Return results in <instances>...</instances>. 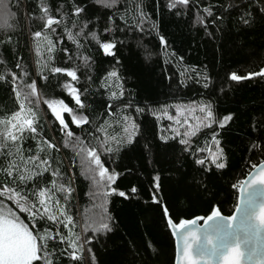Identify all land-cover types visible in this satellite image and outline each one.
I'll return each mask as SVG.
<instances>
[{"label": "trees", "instance_id": "obj_1", "mask_svg": "<svg viewBox=\"0 0 264 264\" xmlns=\"http://www.w3.org/2000/svg\"><path fill=\"white\" fill-rule=\"evenodd\" d=\"M44 2L50 6V14L53 18L61 20L59 26H52L56 28L57 34L62 32L65 25L76 32L79 28L73 29V23L79 25L85 21L99 19L102 22L100 26L90 25L86 31L98 30L100 43H105L112 42L113 39L111 35L103 32V25L107 23L108 17H112L115 21V28L125 26L124 22L117 18L118 13L115 9L106 8L103 3H96V0H44ZM135 2L142 3L150 20L156 24V28L151 34L139 31L125 33L115 31V38L125 41L122 46L115 45V59L105 54L91 37L87 41L80 39V43L84 45L80 49V55L91 58L90 71L93 75L92 83L89 85L85 83L83 75L89 69L76 59V45L68 41L66 35L58 41L56 35L41 27L39 20L30 18L38 15L36 4L39 0H21L19 8L15 7L17 0H10L11 11L16 15L9 20V23L14 25L13 29L0 28V73L16 71L19 74L15 64L17 61L21 62L28 72V77L23 83L36 80L38 93L43 99L63 100L74 109V113H64V118L77 136L80 135V129L72 124L71 115H79V111L76 110L70 94L62 87L65 83H73L81 94L82 103L89 106L84 111V115L89 116L94 123L97 115H101L97 127L104 124L105 120L108 121L106 131L109 136L123 134V118L126 115L140 124L142 133L147 139H140L139 144L131 150H122L114 158V164L102 156L105 166L115 168L119 175L108 185V188L115 191H109L106 197L103 194L100 196L101 204L96 203L92 198L97 186H94L87 174L82 172L79 157L76 156L75 162L72 163L74 157L72 148L62 147V139L56 131L58 122L53 123L54 116L51 110L46 104L40 105L39 123L45 138L51 142L59 141L60 151L53 152L52 157L58 156L60 163L57 164L51 158L50 162L53 167L60 168L62 177L71 176L75 188L73 199L69 204L70 214L80 225L85 219L91 220L88 218L90 209L95 211L96 205H103L98 209L103 213L104 208H107L108 214L118 225L114 235L104 236L99 243L91 245L98 264H109V262L121 264L124 259H131L133 256H135V264H174L175 239L168 227L166 215L161 210L167 207L169 215L176 223L180 219L206 217L213 207H219L223 215H231L235 210L234 205L238 202L239 194V188H232L231 185L243 180L252 170V164L264 160V154L259 151L254 153L251 149V144L256 138L255 125L264 114V79L252 77L239 82L228 79L231 72L246 75L250 71H258L264 67V25H256L251 30L240 29L237 32L239 25L236 24V20L239 9L233 8L226 15L224 23L219 25L218 30L217 26H211L206 32L197 22L195 6L191 13L186 12L183 6H178L181 15L177 16L176 10L165 8L166 0H135ZM208 3L214 6L213 11H215V6L220 4H224L225 7L229 4L242 5L243 0H204L203 4L201 0H197V4L201 7ZM71 5L84 7L85 13L76 15ZM134 7L133 4V9ZM58 8L60 11H56ZM124 8L125 5L120 4L119 13H123ZM200 15L204 16V13L200 12ZM133 21L139 22L135 10L128 13L129 24ZM205 23H210V18L206 19ZM144 27L147 29L149 25L146 23ZM35 31H42V37L36 38L33 35ZM208 32L214 35L210 37ZM44 35L50 36L56 44V49L51 54L48 52ZM159 35L165 37L166 44L160 43ZM61 47L69 50V54L73 55V61L67 60L66 54L60 51ZM117 60L120 61L119 65L116 64ZM37 62L46 65L44 74L49 77L47 81L38 77ZM50 67L75 68L79 83L72 82L66 73H50L47 71ZM113 68L118 69L120 83L130 91L134 107L137 104L143 107L147 103L158 110L164 105L178 102L211 101L217 119L231 115L233 119L224 128L213 126L218 133L217 139L223 149L226 167L216 169L214 165L206 164L203 168L194 165L192 157L182 152V146L178 143L179 137L176 141L168 142L170 147H165L158 139L164 121L157 119L150 112L137 114L134 111H123L120 104H113L109 111L106 94L108 89L101 86V81L107 75V71ZM195 72L201 74L200 84L196 83ZM181 73L184 75L181 76ZM205 75L211 81L208 89L202 87ZM85 87L89 89L87 94L84 93ZM17 90H20L19 86ZM111 90L118 91L115 81L112 82ZM128 98L129 93L126 91L123 99L127 101ZM18 110V101L14 98L10 83L0 81V119ZM99 135L103 139L104 133ZM53 137H56V140H53ZM206 141L211 144L209 129H203L197 137H192L193 147H205ZM255 142L260 143L258 140ZM91 143L95 144V141ZM21 147L25 150V160L29 155L36 154V142L30 138L26 139ZM29 148L32 149L31 153L27 151ZM41 158H44L43 153ZM3 165L4 160L0 158V166ZM23 167L24 165L21 164V171ZM209 167L211 171H205ZM155 175L160 177V188L153 192L151 181ZM51 179L50 173H44L39 180V186L51 188ZM5 182V177L0 172V184ZM57 182L66 183V180L60 178ZM31 187L32 184L29 183L25 191ZM132 188L136 189L135 193L131 192ZM104 190L107 191L106 188ZM121 191L125 193L124 197L119 195ZM157 200L159 204L156 203ZM61 203H63L62 198ZM18 215L30 229L43 231L45 227H50L43 221L33 224L26 213H18ZM62 231L66 232L64 229ZM75 231L79 232L80 228L77 227ZM49 246L64 247L54 241H50ZM58 264H79V262L65 256L59 259Z\"/></svg>", "mask_w": 264, "mask_h": 264}, {"label": "snow or ice", "instance_id": "obj_2", "mask_svg": "<svg viewBox=\"0 0 264 264\" xmlns=\"http://www.w3.org/2000/svg\"><path fill=\"white\" fill-rule=\"evenodd\" d=\"M20 3L21 0H17L15 7L19 8ZM96 3H103L106 8L115 9L118 13L117 18L124 22L125 26L117 29L114 26L113 18L108 17L107 23L103 25V32L113 37L112 42L100 43L98 30L86 31L90 25L100 26L102 22L99 19L85 21L79 25L73 23V29L79 28L76 32L68 29L65 25L62 32L57 34L56 28L52 26H59L61 20L53 18L50 14L51 8L44 0H39V3L36 4L38 15L30 17L39 20L41 27L56 35L58 41L66 35L67 40L76 45V59L80 61L81 65L89 69L83 74L85 83L89 85L92 83L93 75L90 71L91 58L80 55V49L84 47L80 43V39L87 41L91 37V40L95 41L105 54L111 55L115 59V45L120 44L122 46L125 43L124 40L115 38V31L118 30L121 33L139 31L151 34V31L156 28V24L150 20L142 3H137L135 0H96ZM203 3L204 0H201V4ZM120 4L125 5L123 13H119L118 6ZM133 4L135 5L134 9ZM164 6L168 10H176L177 16L181 15L178 6H183L188 13H191L193 6H195L197 22L202 25L206 32L211 26H217L218 30L219 25L224 23L226 15L233 8L239 9V16L236 20V24L239 25L237 32L240 29L251 30L256 25H264V0H243L242 5L229 4L227 7L220 4L215 6V11H213L214 6L212 4L208 3L201 7L200 4H197V0H166ZM70 7L74 8L76 15L85 13L84 7L78 5H71ZM132 10L138 13L139 22L133 21L129 24L128 13ZM56 11H60V9L58 8ZM200 12H203L204 16H201ZM15 15L11 11L10 0L7 2L0 0V28L13 29L14 25L9 23V20ZM208 18H210V23H205ZM146 23L149 25L147 29L144 27ZM42 34V31L33 33L36 38H41ZM208 35L211 37L214 34L208 32ZM44 39L47 41L48 52L51 54L56 49V44L48 35H44ZM158 39L161 44L167 43L163 35H159ZM8 42H11L10 38ZM37 48L39 49V39L37 40ZM60 51L66 54L68 61H73V55L69 54L68 49L61 47ZM37 64L38 77L47 81L49 77L44 74L46 65H41L39 62ZM116 64L119 65L120 61L117 60ZM15 67L19 70V74L16 71L0 73V81L10 83L19 108L10 116L0 119V158L4 160V165L0 166V172L3 173L6 181L0 184V264H34V262L35 264H58L59 259L65 256L73 261H78L79 264H98L96 253L91 245L99 243V240L104 236L114 235L118 225L115 219L108 214L107 208H104L103 213L96 218L85 219L80 225L70 214L69 204L73 199L72 194L75 188L71 176L62 177L60 168L53 167L50 162L51 158L57 164L60 163L58 156L52 157L53 152L59 153L60 151L58 148L59 141L51 142L45 138L39 123L40 105L46 104L54 116L53 123L58 122L56 131L62 139V147L70 146L74 153L72 163L78 156L82 172L87 174L93 185L97 186V190L107 189L103 193L105 197L109 191H115V189L108 188V185L117 178L119 173L115 171V168L106 167L105 162L102 161V156L114 164V158L122 150H131L139 144L140 139H147V137L143 135L140 124L127 115L123 118V134L109 136L106 131L108 121L105 120L104 124L97 127L101 115H97L95 123L89 119V116L84 115V111L89 106L82 103L81 94L73 83H65L62 87L70 94L76 110L79 111V115H71L72 124L80 129V135L77 136L62 116V113H74V109L70 108L63 100L43 99L38 93L36 80H32L31 83H23L24 79L28 77L24 65L17 61ZM47 71L53 74L66 73L72 82L79 83L75 68L50 67L47 68ZM183 75L184 73H181V76ZM195 75L197 77L196 83L200 84L201 74L195 72ZM252 77L264 79V67L258 71H250L246 75L231 72L228 79L239 82ZM120 80L118 69L113 68L107 71V75L101 81V86L108 89L106 94L109 101L107 105L109 111L113 104H120L123 111H134L137 114H143L147 111L157 119H160L162 115L170 121L175 119L168 115L170 108L176 107L177 112H180L181 106L179 105H164L159 110L152 108L147 103L143 107L138 106V104L134 107L130 98V91L125 89ZM203 80L205 82L202 87L208 89L211 81L206 75ZM113 81H115V87L118 91L111 90ZM18 86L20 90H17ZM88 91L89 89L85 87L84 93L87 94ZM126 91L129 93L127 101L123 99ZM197 109L202 115L193 117L196 121L195 124H188L187 119L181 124V127L187 125L186 131L181 133L176 127L169 126L167 129L161 127L158 139L163 142L165 147H170L168 142L176 141L179 137L178 143L182 146V152L192 157L194 165L203 168L207 164L209 166L214 165L216 169H224L226 163L222 162L223 149L219 146L218 133L213 126L224 128L233 117L226 115L222 119H217L214 116V107L211 101L193 102V106L187 110L191 114ZM176 123L179 124L180 121L177 120ZM89 128L92 130L89 131ZM203 129L211 130V144L206 141L205 147H193L192 137H197ZM255 132V140L260 141V143H256L254 140L251 149L254 153L259 151L264 154V114H262L258 124L255 125ZM100 133H104L103 139L100 138ZM29 138L36 142V154L29 155L25 160V150L21 145ZM52 139L56 140V137ZM92 141H95V144H92ZM213 146L215 151L212 150ZM27 151L31 153L32 149L29 148ZM41 153L44 154V158H41ZM205 153L207 155H204ZM21 164L24 165L23 171H21ZM251 168L258 171L259 174L251 180H240L231 185L232 188H239L240 191L238 203L234 205V212L225 216L221 214L219 207L211 208L210 215L200 218L204 220L205 226L199 230V233L189 231L184 234L182 248L180 246V233L177 230L183 229L193 222L180 219L178 223H174L171 218L167 220V224L171 226L173 233L178 237L176 264H264V187L253 189V186L257 184L264 186V160L252 164ZM205 171H211V168H206ZM46 172L50 173L52 177L51 188L39 186V180ZM248 175L252 176L253 173L250 171ZM7 178L11 179L8 180ZM60 178H64L66 183H58ZM151 182L153 192L159 190L160 177L158 175L153 176ZM29 183L32 184V187L25 191V187ZM131 192L135 193L136 189L132 188ZM119 195L124 197L125 193L121 191ZM61 198L63 203H61ZM156 203L159 204L160 202L157 200ZM161 211L165 215L168 214L167 207ZM18 213H26L33 224L43 221L50 227H45L43 231L30 229ZM77 227L80 228L79 232L75 231ZM50 241H54L58 245L62 244L64 247L50 248ZM193 245H196V249H193ZM121 264H135V256L131 259H124Z\"/></svg>", "mask_w": 264, "mask_h": 264}, {"label": "rangeland", "instance_id": "obj_3", "mask_svg": "<svg viewBox=\"0 0 264 264\" xmlns=\"http://www.w3.org/2000/svg\"><path fill=\"white\" fill-rule=\"evenodd\" d=\"M199 102H201V101H198L197 103H199ZM172 105L173 106H175V105L181 106V110H180L179 113L177 112L176 107H172V108H170L168 110V115H171V116H173L175 118L174 120H171V121L168 120L166 116H162L161 115L160 116V119H162L164 121L163 122L164 123L163 128H166L167 129V128H169V126H172V127H176L181 133H183L187 129V125H184L183 127H181V124H183V122H184L185 119L188 120V124H195L196 121L193 119V117L194 116H200V115H202L199 112L198 109L195 112L189 114V112H188L187 109H189V108H191L193 106V101L192 102H184V103L178 102V103H174ZM62 116L64 117V113H62ZM177 120L180 121L179 124L176 123ZM169 134H171V133H169ZM220 148H222V147L220 146ZM212 150L213 151L216 150L214 146H213ZM222 162H224V154H223V160H222ZM94 191H95L94 197H92V198L94 199V201L96 203H101L100 199L102 200V198L100 196L104 193V191H105L104 188H101L100 191H98V190H94ZM100 206L96 205V208H94V210L96 211V213H95V211H93V209H90L88 218L94 219L98 215L102 214V210L98 209Z\"/></svg>", "mask_w": 264, "mask_h": 264}, {"label": "water", "instance_id": "obj_4", "mask_svg": "<svg viewBox=\"0 0 264 264\" xmlns=\"http://www.w3.org/2000/svg\"><path fill=\"white\" fill-rule=\"evenodd\" d=\"M251 172L253 173V175L252 176H249V175H247L243 180H251V179H253L256 175H258L259 173H258V171H256V170H251ZM261 187H264V186H261V185H259V184H257V185H254L253 186V189L255 190V189H258V188H261ZM239 195H240V191H239V194H238V200H239ZM238 203V202H237ZM234 212V211H233ZM210 215V214H209ZM223 215V214H222ZM225 216H227V215H225ZM169 218H171V216L169 215V213L166 215V219L168 220ZM201 217L200 216H198V217H195V218H193V219H189V221H192L193 223H189L188 225H186L185 226V228H183V229H178L177 231L180 233V246H181V248H182V246H183V236H184V234H186L187 232H189V231H197L198 233H199V230L200 229H202L205 225H204V220L203 219H200ZM172 219V218H171ZM185 220H187V219H185ZM172 221L174 222V223H176L173 219H172ZM215 222V221H214ZM168 227H169V229H170V231H171V233H172V235H173V237H174V239H175V248H176V254H177V240H178V237H177V235L176 234H174L173 233V230H172V228H171V226L170 225H168ZM200 234H202V233H200ZM193 249H196V245H193ZM174 264H176V256H175V263Z\"/></svg>", "mask_w": 264, "mask_h": 264}]
</instances>
